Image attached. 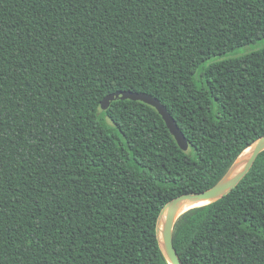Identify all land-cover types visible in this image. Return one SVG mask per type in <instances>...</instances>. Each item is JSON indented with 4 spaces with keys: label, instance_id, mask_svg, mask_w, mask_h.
<instances>
[{
    "label": "trees",
    "instance_id": "1",
    "mask_svg": "<svg viewBox=\"0 0 264 264\" xmlns=\"http://www.w3.org/2000/svg\"><path fill=\"white\" fill-rule=\"evenodd\" d=\"M117 90L188 148L147 103L102 109ZM262 134L264 0H0V264H170L162 207ZM172 239L183 264H264V151Z\"/></svg>",
    "mask_w": 264,
    "mask_h": 264
},
{
    "label": "water",
    "instance_id": "2",
    "mask_svg": "<svg viewBox=\"0 0 264 264\" xmlns=\"http://www.w3.org/2000/svg\"><path fill=\"white\" fill-rule=\"evenodd\" d=\"M139 100L153 106L158 113L162 116L171 134L174 136L177 144L182 149L188 148V141L179 128L174 118L167 110L164 104L149 93L137 92L131 90H117L104 96L100 102L102 109H106L114 100ZM248 149L247 154L244 156L243 153ZM264 151V134L260 135L255 139L248 147H246L235 159L229 170L210 188L200 192H189L181 194L170 201H168L160 210V213L156 222V235L159 245L165 255L166 259L170 264H183L180 259L172 239L173 226L176 219L181 215L180 213L172 223L171 230H168V217L169 215L179 206H184L188 202L204 201V205L207 203L214 202L224 195L228 194L249 172L253 166L257 156ZM241 161L240 165L233 170L234 166L238 161ZM233 170V171H232ZM196 205V206H200ZM193 206V207H196ZM192 208V207H191ZM189 209V208H188ZM187 209V210H188ZM186 211V210H185ZM184 211V212H185Z\"/></svg>",
    "mask_w": 264,
    "mask_h": 264
},
{
    "label": "bare ground",
    "instance_id": "3",
    "mask_svg": "<svg viewBox=\"0 0 264 264\" xmlns=\"http://www.w3.org/2000/svg\"><path fill=\"white\" fill-rule=\"evenodd\" d=\"M248 152V149L244 151L243 155L245 156ZM242 160L238 161L237 164L234 166L233 170H235L241 163ZM232 170V171H233ZM205 203L204 201H194V202H188L186 203L184 206H179L177 207L175 210H173V212L169 215L168 217V230H171V226L173 221L175 220V218L182 212H184L185 210H187L188 208H191L193 206L196 205H200Z\"/></svg>",
    "mask_w": 264,
    "mask_h": 264
},
{
    "label": "rangeland",
    "instance_id": "4",
    "mask_svg": "<svg viewBox=\"0 0 264 264\" xmlns=\"http://www.w3.org/2000/svg\"><path fill=\"white\" fill-rule=\"evenodd\" d=\"M261 46H262L261 43L251 44L249 46H245V47H242V48L238 49L237 51H235L236 53L233 54V55H240V54H243V53H245L247 51L259 48Z\"/></svg>",
    "mask_w": 264,
    "mask_h": 264
}]
</instances>
